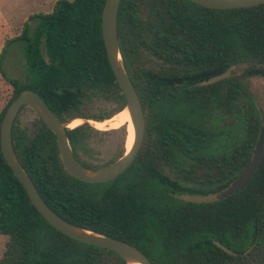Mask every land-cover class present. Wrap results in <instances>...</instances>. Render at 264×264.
<instances>
[{
    "label": "trees",
    "instance_id": "16d2710c",
    "mask_svg": "<svg viewBox=\"0 0 264 264\" xmlns=\"http://www.w3.org/2000/svg\"><path fill=\"white\" fill-rule=\"evenodd\" d=\"M105 0H57L5 41L0 73L36 91L61 122L105 121L125 108L101 32ZM120 54L145 115L132 164L112 180L89 183L64 168L56 137L36 115L11 129L14 152L44 201L63 219L138 248L152 264H264V157L247 185L211 201L247 165L264 121L249 77L264 76V4L215 9L191 0H121ZM23 45L33 78L7 77L2 60ZM242 62L253 65L223 76ZM84 166L126 151L127 126L66 128ZM115 134L111 156L96 161L97 135ZM96 161V162H94ZM0 264H126L115 252L75 240L39 214L0 149Z\"/></svg>",
    "mask_w": 264,
    "mask_h": 264
},
{
    "label": "water",
    "instance_id": "95a60500",
    "mask_svg": "<svg viewBox=\"0 0 264 264\" xmlns=\"http://www.w3.org/2000/svg\"><path fill=\"white\" fill-rule=\"evenodd\" d=\"M191 1L215 9H232L264 4V0ZM120 2L121 0H105L101 14V32L111 70L125 97L124 110L128 112L133 125L134 138L130 148L127 149L126 147V151L108 165L98 168L84 166L74 156L68 141L66 128H70L68 124L71 121L65 123L61 122L58 116L48 107L44 99L36 91L26 88L21 90L6 108L0 126V149L4 160L22 185L31 204L49 225L75 240L103 247L115 252L125 261L126 264H152L147 256L134 245L75 225L59 216L44 201L28 173L20 164L14 152L11 140V129L14 120L21 107L27 106L33 110L37 117L41 119L47 128L55 135L63 166L74 178L89 183L106 182L117 177L132 164L144 139L145 115L138 94L126 72L120 54L117 34V16ZM252 65L251 62H242L238 67L246 69ZM82 120L83 122H89V120ZM263 157L264 121L259 130L250 161L240 171L230 186L226 188L228 191L227 194L238 191L249 183L257 169L260 167Z\"/></svg>",
    "mask_w": 264,
    "mask_h": 264
},
{
    "label": "rangeland",
    "instance_id": "374dc122",
    "mask_svg": "<svg viewBox=\"0 0 264 264\" xmlns=\"http://www.w3.org/2000/svg\"><path fill=\"white\" fill-rule=\"evenodd\" d=\"M56 1L57 0H0V51L6 40L21 34L25 22H30L32 24L33 21L29 18L31 15L51 12ZM2 69L7 77L17 80L20 84L28 83L33 78V74L26 62L23 45L21 43H14L7 49L2 60ZM241 69L242 68L239 67H233L223 74V76L239 72ZM249 83L256 96L258 105L264 109V76H251L249 77ZM12 91V86L5 81L0 73V111L11 97ZM124 116L125 113H118L105 121L89 120V124L98 130H109L122 124H126L127 126L128 123L125 122ZM35 117L36 114L28 107L19 113L18 120L22 126L32 128ZM70 123L68 124L69 127L73 128L83 123V120L75 119ZM116 139L117 137L115 134L97 135L93 139V146L98 150L96 161L103 162L111 156ZM126 144L129 145L128 137ZM227 192V189H224L216 194L206 196L180 195L179 197L195 202L211 201L226 195ZM5 241L6 237L0 235V257L4 250Z\"/></svg>",
    "mask_w": 264,
    "mask_h": 264
},
{
    "label": "bare ground",
    "instance_id": "6f19581e",
    "mask_svg": "<svg viewBox=\"0 0 264 264\" xmlns=\"http://www.w3.org/2000/svg\"><path fill=\"white\" fill-rule=\"evenodd\" d=\"M120 113H125V116H124V118H125V122H127L128 123V125H127V137H128V141H129V145L128 144H126V147H127V149H129L130 148V146H131V144H132V141H133V138H134V129H133V125H132V122H131V120H130V117H129V114H128V112L126 111V110H123V111H121ZM114 119H115V117H114ZM79 121V120H78ZM77 121V122H78ZM95 121V120H94ZM95 123H97V122H95ZM118 123V122H117ZM71 124V123H70ZM109 124V123H108ZM74 126V125H73ZM108 127V126H107ZM114 128V127H113Z\"/></svg>",
    "mask_w": 264,
    "mask_h": 264
}]
</instances>
